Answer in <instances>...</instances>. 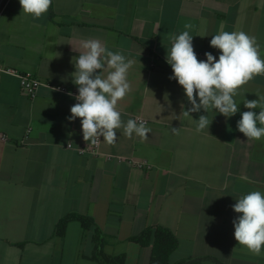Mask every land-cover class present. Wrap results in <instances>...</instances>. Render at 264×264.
<instances>
[{"label":"crops","instance_id":"crops-1","mask_svg":"<svg viewBox=\"0 0 264 264\" xmlns=\"http://www.w3.org/2000/svg\"><path fill=\"white\" fill-rule=\"evenodd\" d=\"M221 26L255 36L264 58V0H52L38 19L23 13L19 0H5L1 64L78 89L72 59L79 53L65 42L99 39L134 61L131 91L117 104L122 121L141 116L151 132L142 141L118 129L114 145L102 137V155L79 153L87 142L81 119H68L74 97L44 85L31 99L18 76L0 72V133L6 135L0 136V264H103L97 231L105 253L124 256V264H149L152 246L131 237L154 225L179 239L172 262L213 255L225 264H264V254L236 241L233 220L240 214L232 208L242 195L264 193V137L248 140L237 128L249 110L243 100L264 95V75L238 90L240 111L232 117L203 109L184 116L181 101L191 104L169 79L165 59L172 37L186 30L199 60L206 52L219 59L210 41ZM202 114L212 123L197 132ZM68 214L92 222L85 227L71 219L60 234L57 226Z\"/></svg>","mask_w":264,"mask_h":264},{"label":"clouds","instance_id":"clouds-1","mask_svg":"<svg viewBox=\"0 0 264 264\" xmlns=\"http://www.w3.org/2000/svg\"><path fill=\"white\" fill-rule=\"evenodd\" d=\"M19 3L24 14L38 19L47 13L52 0H19ZM184 27L191 29L192 24L186 23ZM65 43L71 44L72 50L79 53L72 59L75 67L72 82L78 86V94L71 91L67 93L77 102L71 106L68 119H81L84 141L96 145L103 137L108 145H114L118 129H123V134L129 138L135 134L142 141L146 140L151 132L146 127L147 122L143 119H128L124 123L121 112L117 110L118 101L131 91L127 77L134 61L119 51L108 50L99 39H79L78 46L71 41ZM210 44L220 50L219 59L212 52H206V60H199L194 50L193 35L189 31L173 36L165 57L173 70L169 79L176 80L183 87L187 101L191 104L190 108H186L181 101V113L184 116H192L191 113L203 109L208 113L209 110H215L230 118L240 111L234 99L238 90L255 76L264 75V58L260 56L257 38L244 31L227 32L221 26ZM104 72H107L106 76ZM166 94L165 100H168ZM258 97L243 100L244 107L249 110L243 111L242 118L237 122L238 130L248 140L264 137V95ZM255 109H260L259 113ZM196 121L197 132L208 130L212 123L208 115L203 114ZM171 131L179 135L180 128L171 127ZM236 200L232 208L240 215L233 220L234 237L238 244L245 246L253 255H262L264 193L251 191Z\"/></svg>","mask_w":264,"mask_h":264},{"label":"trees","instance_id":"trees-1","mask_svg":"<svg viewBox=\"0 0 264 264\" xmlns=\"http://www.w3.org/2000/svg\"><path fill=\"white\" fill-rule=\"evenodd\" d=\"M77 218L81 220L85 227H88L92 219L89 216L80 214H68L64 216L57 226L58 232L63 234L69 220ZM89 222V223H88ZM100 233L96 232V242L98 251V260L103 264H124V256H112L101 248L102 240L99 238ZM131 240L142 245L152 246V253L149 264H225L223 261L213 255L189 256L172 262L171 253L179 246L177 235L168 227L163 225L148 226L139 234L132 236Z\"/></svg>","mask_w":264,"mask_h":264},{"label":"built area","instance_id":"built-area-1","mask_svg":"<svg viewBox=\"0 0 264 264\" xmlns=\"http://www.w3.org/2000/svg\"><path fill=\"white\" fill-rule=\"evenodd\" d=\"M5 6V0H0V14L2 12V10L4 9ZM0 72H6V73H10V74H14L16 76L19 77L20 80V87H21V91L23 94H25L26 96H28L29 98L33 99L35 98V96L38 93V90L40 89L41 86H48L50 88L53 89H60L59 92L61 93H65L67 94L69 91L78 94V89H72L69 86H67L66 84H53L51 82L42 80L41 78H39L37 75L30 73V72H19L18 70L6 65V64H1L0 63ZM77 102V101H76ZM135 119H143L147 122V119L141 117V116H135ZM32 131L31 127L27 128V132L26 135L28 136ZM1 138H5L6 135L5 133H0ZM101 141H102V137L101 140L98 142V144L93 145L89 142V144H84L81 145L77 148L79 153H90L94 156H99L102 155L103 153L100 151V146H101ZM70 145V146H68ZM68 147H72L71 143H68ZM107 156V158H112V157H117L118 159H123L122 156H118L115 154H111V153H107L104 154Z\"/></svg>","mask_w":264,"mask_h":264}]
</instances>
